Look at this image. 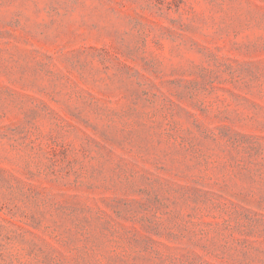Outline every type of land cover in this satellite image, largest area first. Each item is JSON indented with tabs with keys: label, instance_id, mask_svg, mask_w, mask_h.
Wrapping results in <instances>:
<instances>
[{
	"label": "rangeland",
	"instance_id": "rangeland-1",
	"mask_svg": "<svg viewBox=\"0 0 264 264\" xmlns=\"http://www.w3.org/2000/svg\"><path fill=\"white\" fill-rule=\"evenodd\" d=\"M0 264H264V0H0Z\"/></svg>",
	"mask_w": 264,
	"mask_h": 264
}]
</instances>
